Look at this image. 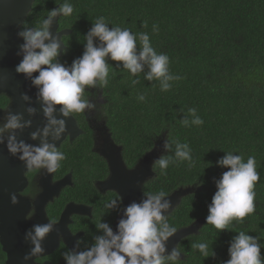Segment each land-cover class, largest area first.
I'll list each match as a JSON object with an SVG mask.
<instances>
[{"label":"trees","instance_id":"trees-1","mask_svg":"<svg viewBox=\"0 0 264 264\" xmlns=\"http://www.w3.org/2000/svg\"><path fill=\"white\" fill-rule=\"evenodd\" d=\"M71 3L73 15L59 18L61 27L69 30L65 37L67 52L62 51L60 56L62 63L71 65L83 54V35L92 21L102 15L112 25L130 28L134 33L148 32L156 51L169 56L170 70L183 77L168 92L160 90L158 81L144 80L142 74L140 83L133 86V77L116 67L120 62L109 61L116 68L115 76L110 72L108 86L98 89L105 97L99 104L105 125L112 141L121 146L122 161L128 169L136 167L143 156L155 152L159 139L163 144L167 138L179 139L192 149L193 167L187 162L173 165L162 176L153 168V161L150 165L153 175L140 187L142 194L162 189L171 195L179 189H193L181 197L168 215L169 223L177 231L198 220L204 221L197 234L179 242L183 252L180 264H224L229 259L230 241L238 233L225 230L218 234V230L206 224L208 205L216 191L214 180L227 170L216 161L227 151L242 154L245 160L248 156L256 158L260 175L255 188L256 211L245 217L242 224L233 222V227L250 231L249 235L259 236L264 244V0H71ZM52 6L59 5L54 0H35L33 12L43 7L47 13ZM144 20L148 21L147 28L142 27ZM154 23L159 26L158 34L152 32ZM138 94H144L145 101H138ZM193 107L204 124L183 127L180 119ZM68 150V162L62 161L61 168L73 171L74 184H78L73 192L75 198L79 203L87 202V197L93 195L84 193L85 180L104 179L106 165L90 151L89 139H77ZM163 154L171 153L163 147L157 158ZM110 194L106 193L109 198L115 197ZM109 198L98 196L93 200L96 219L106 211L103 202ZM117 213L114 210L103 220L112 226ZM96 219L83 229L82 248L92 242L93 234H98ZM204 240H214L215 255L206 259L191 248L192 243ZM65 250L63 246L56 250L55 262L63 258ZM261 253L264 255V248ZM4 262L5 254L0 247V264Z\"/></svg>","mask_w":264,"mask_h":264},{"label":"clouds","instance_id":"clouds-1","mask_svg":"<svg viewBox=\"0 0 264 264\" xmlns=\"http://www.w3.org/2000/svg\"><path fill=\"white\" fill-rule=\"evenodd\" d=\"M54 2L59 6L47 10L46 16L35 26L22 22L17 33L23 43L17 52L22 59L15 72L23 74L36 88L35 102L40 105L39 110L32 106V98L26 92L21 93L20 98L29 105L25 109L28 117H35L38 111L43 115L42 126L29 133V139L38 143L19 139L26 129L33 126V120L25 119L23 113L7 111L0 120V145H5L8 153L21 161L27 170H43L48 174L56 172L67 158L66 153L57 147V142L61 144L69 134L68 118L96 112V105L105 99L103 92L90 99L87 89L108 86L116 69L109 61L120 62L116 67L133 77V86L140 83L142 74L144 80L158 81L160 90L168 92L174 82L183 79L170 70L169 56L156 51L148 32L134 33L130 28L112 25L102 15L92 21L91 28L83 35V54L71 65L62 63L60 56L62 46L64 54L67 52V35H61L62 31L57 30L54 34L51 29L56 18L73 15L74 5L71 0ZM142 27H148L147 20L142 21ZM152 32L158 34V24L152 25ZM137 99L143 102L146 97L138 94ZM180 123L183 127H199L204 120L193 107L184 113ZM163 147L171 154L160 155L154 160L153 168L158 169L160 175L166 176L173 165L187 162L190 168L194 166L189 143L167 138ZM216 164L227 170L214 180L216 191L208 205L206 224L218 230V234L225 230L238 233L230 241L229 259L224 264H264L261 238L233 227V222L242 224L245 217L256 211L255 188L260 180L256 158L248 156L245 160L242 154L227 151ZM142 197L126 206L120 195L104 201L106 211L94 223L98 234H93L92 242L83 248V242L77 240L73 248L63 251L66 264H180L183 252L179 243L171 251L167 250L169 239L177 232L168 220L172 208L169 193L161 189L143 192ZM11 202H18L15 193L11 195ZM114 210L122 213L115 230L103 220ZM55 224V220L34 224L25 232L24 239L31 245L23 257L25 262L44 255L43 241L54 230ZM213 243L214 240H204L192 243L191 248L206 259L215 255Z\"/></svg>","mask_w":264,"mask_h":264},{"label":"flooded vegetation","instance_id":"flooded-vegetation-1","mask_svg":"<svg viewBox=\"0 0 264 264\" xmlns=\"http://www.w3.org/2000/svg\"><path fill=\"white\" fill-rule=\"evenodd\" d=\"M2 1L3 0H0V120H2V117L7 111L13 113H23L25 119L31 118L33 120L32 128L26 129L19 136V139H24L26 142H28V134L26 132L28 131L30 133L31 131H34L37 126H42L43 116L42 113L38 111V114L35 117H28L25 109L29 105L20 98L21 93L26 92L30 96L37 90L31 86L30 80L26 79L23 74H17L15 72L16 65L22 59L21 56L17 55V52L19 50L20 44L23 43L22 38L18 37L17 33L20 30L22 22L26 21L30 26H35V24L41 18L45 17L47 13H44L45 8L43 7H38L36 8L35 12H33L35 0H32L28 4V9L22 10L20 12V16L23 15L21 19H19L14 13L9 18V14L4 11L3 4L5 3ZM40 4L41 3H39V5ZM54 8H56V6H52L51 9ZM55 26L56 27L53 29L55 32L56 30L67 32L62 35H68L69 30H67V28L61 27V23H59V17L55 20ZM34 75L37 74L34 73ZM89 94L90 93H88V95ZM102 102L103 101H99V103L96 105V112L94 113L70 117L75 121V124L81 133L71 140L69 138V134L66 135L61 144L59 143L60 145L57 146L66 153V157L68 158V148L73 145L74 141L79 138L89 139L90 151L97 155L105 163L107 175L104 179L95 181L92 180L91 182L90 180H85L84 193L90 192L93 195V197H87V202L79 203L75 198L77 196H75L73 192L77 188L78 184H74V173L71 169L60 167L56 172L51 174L45 173L43 170H27L21 161L8 153L5 145H0V154H2L4 158L3 162L6 163V165L10 168V171H12L10 180L7 182L4 188H7L8 191L10 189L14 190L18 198V204L23 206L25 204L28 205V209L24 215L26 225L29 226L36 224V201L41 199H43V202L40 204L43 211L42 216L47 221V223L52 220H55L56 223H58L62 213L66 209L72 208V206L81 207L84 211L70 213L68 216L69 222L66 223V229L68 230L69 234L71 236H78L74 242L76 243L77 240H81L85 236V231L83 229L91 226V223L89 222L96 219V211L93 200L98 196L109 198L106 195L108 192L111 193L110 195H118L115 190L104 188V183L109 178V169L107 165V159L105 157H115L118 154L122 161V148L121 146L115 144L110 137V133L105 125V120L99 107V104ZM28 143H32V141L30 140ZM145 156H143V159ZM141 161L142 160L139 162ZM123 166L125 171H131V169H128L124 164ZM7 175H9V173ZM147 179L148 178H145L144 181ZM60 182H63V185H61L60 188L56 190L57 184ZM79 192L81 191L79 190ZM118 215L119 212L116 214L112 225ZM58 242L59 244L57 249L60 246L65 247L62 238H59ZM65 248L66 250L68 249L67 247ZM56 250L48 256L34 260V262L38 264H58L59 262H64L65 260L61 257L57 259L56 262L54 261Z\"/></svg>","mask_w":264,"mask_h":264},{"label":"water","instance_id":"water-1","mask_svg":"<svg viewBox=\"0 0 264 264\" xmlns=\"http://www.w3.org/2000/svg\"><path fill=\"white\" fill-rule=\"evenodd\" d=\"M31 1L32 0H3L2 2L5 3L3 4L4 11L9 14V18L14 13L19 19H21L23 15L20 16V12L22 10H27L29 7L28 4ZM55 27L56 26L54 21L53 27L51 29L54 34L55 31L53 29ZM64 33L67 32H62L61 35ZM35 93L36 92L30 95L33 100L32 106L36 107L39 110L40 105L35 102ZM67 128L70 140L81 133L77 128L75 121L71 118H68ZM26 133L28 134L27 139L29 142V132L27 131ZM32 143H38V141H32ZM59 143L60 142H57V146L59 145ZM147 157L148 156L144 157V159L139 162L137 167L130 172L124 170V166L118 154L115 157H105L107 159V165L109 169V178L104 183V188L115 190L118 195L123 197V204L125 206L134 200L138 202L143 198L140 187L145 178H150L153 175L150 169V165L148 164H146V166H149V172H144V163L146 162ZM3 160L4 158L2 154H0V246L2 252L6 255L4 264H38L35 263L34 260L48 256L49 254L54 252L58 247L59 238H62L65 247L69 249L73 248L75 246L74 242L78 236H71L66 229V223L69 222L68 216L70 213L84 210L81 207L72 206V208H68L62 213L59 222L54 226V230L43 241V247L45 248L44 255L37 256L27 262L23 260L24 255L29 252L31 247L30 243L25 241L24 235L25 232L33 225L28 226L25 224L24 215L28 209V205L25 204L23 206L21 204H18V202L16 204H13L11 202V195L15 193L14 190L10 189L8 191L7 188H4V186L10 180L12 171H10V168L6 165V163L3 162ZM8 173L9 175H7ZM61 185H63V182L57 184L56 190H58ZM189 191L190 190L188 188L179 189L170 195L168 199H170L172 202V208L169 210V212H171L176 207V205L179 204L181 197L186 196L191 192ZM42 202L43 199L36 201V224L47 223V221L42 216L43 211L40 205ZM121 215L122 213H119L112 225L114 230L116 224L118 223V220L121 218ZM203 223V220H198L188 227L179 229L176 234H174V236L169 239L167 243V250L171 251V249L175 247L176 244H178L187 236L197 234L199 228ZM58 264H66V262H59Z\"/></svg>","mask_w":264,"mask_h":264},{"label":"rangeland","instance_id":"rangeland-1","mask_svg":"<svg viewBox=\"0 0 264 264\" xmlns=\"http://www.w3.org/2000/svg\"><path fill=\"white\" fill-rule=\"evenodd\" d=\"M88 90V92L90 93L89 95H90V99L92 98V97H94V96H98L99 95V90L98 89H87ZM156 150H155V152H152V153H150V154H148V155H146V156H148L147 158H146V162L144 163V172H146V173H148L149 172V169H148V167L146 166V164H148V165H150V163L152 162V161H154L156 158H157V156L160 154V152L163 150V141H162V139H159V140H157L156 141ZM145 156V157H146ZM143 160V159H142ZM191 192L193 191V189L191 188H188ZM189 191V192H190Z\"/></svg>","mask_w":264,"mask_h":264}]
</instances>
